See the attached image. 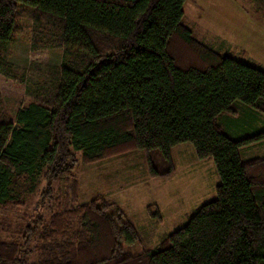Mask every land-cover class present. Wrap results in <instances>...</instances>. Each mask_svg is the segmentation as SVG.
<instances>
[{"label": "trees", "instance_id": "1", "mask_svg": "<svg viewBox=\"0 0 264 264\" xmlns=\"http://www.w3.org/2000/svg\"><path fill=\"white\" fill-rule=\"evenodd\" d=\"M186 1L0 0V45L27 5L32 50L65 56L48 81L27 87L33 102L16 119L0 96V208L14 200V183L38 178L41 205L53 204L46 216L36 210L21 242L0 237V264H264V157L240 156L264 141V129L230 135L239 116L264 114V69L194 37ZM255 12L264 18V0ZM5 58L0 48L9 77ZM187 143L199 160L214 161L216 197L155 251L128 253L123 243L139 235L119 205L103 195L79 203L78 155L92 165L143 151L151 178L167 179L176 173L172 150Z\"/></svg>", "mask_w": 264, "mask_h": 264}, {"label": "rangeland", "instance_id": "2", "mask_svg": "<svg viewBox=\"0 0 264 264\" xmlns=\"http://www.w3.org/2000/svg\"><path fill=\"white\" fill-rule=\"evenodd\" d=\"M19 9L15 35L0 45L6 53L4 61L9 74L6 77L0 73V96L14 119L21 108L33 102L27 87L48 81V74L65 62L62 50H32L33 9L27 5H20ZM183 10L186 25L199 41L264 69V18L256 14L255 0H187ZM258 116L252 118L247 112L239 116L230 132L232 138H243L264 129V114ZM193 154L195 150L190 143L176 146L172 150L176 173L167 179L151 178L147 154L143 151L92 165L83 164L78 155L79 203L86 204L98 195L116 202L139 235L136 242L123 243L125 250L132 255L155 251L165 235L185 226L200 205L216 197L219 177L214 161L199 160ZM240 156L243 160L264 157V143L242 148ZM43 186L41 178L11 186L14 199L11 202L21 205L10 203L0 208L2 241L21 242L36 210H43L45 216L49 213L52 203L40 202ZM66 186L65 181L55 184L63 194ZM150 205L154 206L153 211H159L161 223L148 211Z\"/></svg>", "mask_w": 264, "mask_h": 264}, {"label": "crops", "instance_id": "3", "mask_svg": "<svg viewBox=\"0 0 264 264\" xmlns=\"http://www.w3.org/2000/svg\"><path fill=\"white\" fill-rule=\"evenodd\" d=\"M247 114L249 115V116H251L252 118H258V117H260V116H258L255 112H253V111H248L247 112ZM261 143H264V141L263 142H261ZM182 145H184V144H182ZM180 146V145H179ZM252 146V145H251ZM189 151H191V150H189ZM193 155H196V154H193ZM114 158H116V157H114ZM111 159H113V158H111ZM110 160V159H109ZM107 161V160H106ZM207 161H210V160H207ZM197 178H198V176H197ZM81 188H80V185H79V190H80Z\"/></svg>", "mask_w": 264, "mask_h": 264}]
</instances>
